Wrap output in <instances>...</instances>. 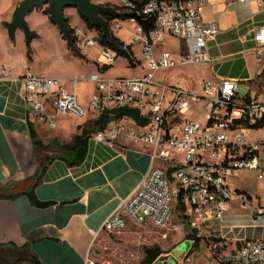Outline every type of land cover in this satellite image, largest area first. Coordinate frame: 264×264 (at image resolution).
Here are the masks:
<instances>
[{
  "label": "built area",
  "instance_id": "built-area-1",
  "mask_svg": "<svg viewBox=\"0 0 264 264\" xmlns=\"http://www.w3.org/2000/svg\"><path fill=\"white\" fill-rule=\"evenodd\" d=\"M206 1L150 0L137 6L130 0H119L121 13L154 20V27L146 32L135 17L126 19L131 26V46L138 47L143 63L135 58L130 46L123 45L122 50L135 64L137 61L143 66L141 76L107 77L97 72L71 79L73 87L68 88L65 80L39 76L29 67L13 77V68L0 64V81H18L23 87L27 119L50 130L59 116L81 121L123 109L136 111L145 120L140 124L132 116L123 115L88 139V147L101 144L113 148L118 139L125 138L151 148L150 166L141 182L102 223L101 230L106 233L122 232L128 221L136 226L162 228L172 216L173 203L178 202L192 230H212L225 219L230 201L237 198L242 207L248 203L245 195L232 191L229 178L248 171L258 180L264 179V91L241 96L237 80L216 76L204 80L196 91L155 80L159 71L168 69L211 68L208 44L215 41L218 30L203 20ZM256 1L264 11V0ZM112 23L114 29L122 28V20L112 21L110 27ZM72 30L77 50L99 49L104 61L100 70L114 64L112 50L99 44L96 31L86 26ZM165 37L180 40L177 55H156ZM254 40L261 48L258 57L264 56V26L255 29ZM82 80L94 86L86 106L80 103L76 90ZM252 224L264 226V208L254 215ZM220 262L264 264V240H246L238 249L221 256ZM84 264L100 263L86 257Z\"/></svg>",
  "mask_w": 264,
  "mask_h": 264
},
{
  "label": "crops",
  "instance_id": "crops-1",
  "mask_svg": "<svg viewBox=\"0 0 264 264\" xmlns=\"http://www.w3.org/2000/svg\"><path fill=\"white\" fill-rule=\"evenodd\" d=\"M63 13L68 24L74 25L72 28L85 27L78 24L76 8H66ZM202 17L218 30L215 41L208 44L211 68L200 67L204 76L199 84H190L183 78L168 83L196 91L204 80L216 76L237 80V92L241 96L258 95L257 82L264 83L260 76L264 56L258 57L261 48L254 40L255 29L264 26V11L259 3L207 0ZM26 21L37 35L55 36L54 27L46 24L36 10ZM38 39L39 36L34 40ZM4 45L8 47L7 41L0 44V64L13 68V77L22 75L24 67L44 76L37 66L33 67L35 58H28V50L23 51L21 63L14 64L5 55ZM22 46L26 48L24 42ZM163 46L164 42L155 50L156 55ZM179 49L172 54L177 55ZM83 56L84 59L77 57L83 61H79L80 65H89L88 54ZM132 64L126 61L127 67L139 74L129 77L141 76L143 66L137 61ZM92 68L89 74L98 72L97 65ZM81 77L88 76L74 78ZM80 82L91 86V97L94 86L86 80ZM77 94L80 103L86 106L90 97L85 99L78 91ZM23 96L20 82L0 81V264H84L97 241L106 234L101 230L104 220L134 192L146 174L151 148L125 138L118 139L113 148L91 144L83 161L71 165L74 154L63 151L62 146L72 144L76 137L92 130L93 121L100 115L74 120L76 123L68 132L52 134L50 129L27 119ZM46 132L52 136L47 137ZM34 141L40 145H34ZM228 184L233 192L245 195L248 203L242 207L237 198L230 201L225 219L205 235L223 240L218 245L234 251L246 240H264V226L252 224L254 215L264 208V179L258 180L255 173L243 171L238 177L229 178Z\"/></svg>",
  "mask_w": 264,
  "mask_h": 264
},
{
  "label": "rangeland",
  "instance_id": "rangeland-1",
  "mask_svg": "<svg viewBox=\"0 0 264 264\" xmlns=\"http://www.w3.org/2000/svg\"><path fill=\"white\" fill-rule=\"evenodd\" d=\"M21 1L22 0H0V44L7 41L8 47L5 48L6 46L4 45V53L9 58H12L14 64L18 62L21 63L19 59L22 56L23 51L26 49H23L22 46L24 42L23 35L21 31H17L16 41L12 43L6 38V30L1 26V23L10 21L13 11ZM92 1L95 4L104 3L102 5L120 7L119 0ZM45 8L46 6H42L41 8H36L34 10H36L37 14L45 18L46 24L54 27L55 36L52 34L41 36L38 33L39 39L33 41V44L30 47L31 51L27 52L28 58L31 59V56L35 58L33 67L36 69L37 66L40 73L43 72L42 74L44 76L63 79L67 86L72 88V78L83 75L89 76L90 71L93 69L92 67L97 65V67L100 68L104 65V61L100 57L99 49L89 48L81 53H87L91 63L87 66L80 65L79 61H81V59L78 61L79 58L77 59V57L68 50L57 28L49 21L48 16L44 14L43 10ZM77 18L79 25H85L79 18V14ZM73 26L74 25L70 26V28L72 29ZM121 27L122 28L119 30L114 29V23H112L110 30L115 37L117 35L120 39H123L124 41L119 40L123 42L124 46H130L132 54L140 63H143L137 47L131 46V26L126 20H123ZM179 45L180 40L178 38L165 37L164 46L161 52L175 53L177 52ZM111 52L112 55L115 56L114 64L102 70L98 69V72L104 73L107 77H129L139 74L133 73L130 68L127 67L126 60L118 56L114 50ZM174 69L176 70L168 69V71L165 72L159 71L160 73L155 75V80L167 84L168 81L173 82L176 79L183 78L190 84H199L204 76L200 67ZM257 84L260 94L264 91V83L261 80L257 82ZM76 90L80 95L87 99L90 97L89 95L92 88L89 84H86V82H80L78 86L76 85ZM74 120L75 119L70 117L59 116L56 119L55 129H51L50 132H52V134H55L57 131L60 133L68 132L71 130L72 124L74 125L76 123ZM199 120L202 124H205L206 122L203 116H200ZM40 127L44 129V127ZM45 135L49 138L52 136L48 135L47 132ZM53 148L49 150L51 151ZM57 149H59L58 146ZM176 206L177 204L173 203L172 216L169 222L162 228H155L149 224L136 226L129 223L127 228L122 232L112 234L106 233L105 236L97 241L90 255L91 258L100 264H141L145 257V250L155 248L161 254L158 261L166 264V260L169 258L172 251L179 248L181 250L180 259L175 260L173 264H221V256L230 252L232 249L229 247L225 249L223 245L222 247L216 244V239L209 237V235H205V233H208L209 231L207 229L195 231V244H193V240L188 238V236L193 235V231L187 223L185 216L182 214L183 212H179ZM185 222L188 224L189 228L186 226Z\"/></svg>",
  "mask_w": 264,
  "mask_h": 264
},
{
  "label": "water",
  "instance_id": "water-1",
  "mask_svg": "<svg viewBox=\"0 0 264 264\" xmlns=\"http://www.w3.org/2000/svg\"><path fill=\"white\" fill-rule=\"evenodd\" d=\"M133 1L141 2L142 0ZM42 6H46L43 12L48 16L49 21L57 28L68 50L81 59H84V56L74 46V39L63 13L64 9L76 8L85 20L103 31V35L109 42H112L109 25L108 22L102 18V15L106 13L112 14L117 20H123L125 17V13L118 12L110 6L95 4L92 0H22L13 11L10 21L1 23V26L6 30L7 36L11 42H15L16 32L21 31L25 47L28 51H31L30 44L32 40L38 38V35L29 28L26 17L34 9L41 8ZM186 226L188 227V224H186ZM180 255L181 250L176 248L166 260V264H173L175 260L180 259ZM154 264L165 263L157 261Z\"/></svg>",
  "mask_w": 264,
  "mask_h": 264
},
{
  "label": "trees",
  "instance_id": "trees-1",
  "mask_svg": "<svg viewBox=\"0 0 264 264\" xmlns=\"http://www.w3.org/2000/svg\"><path fill=\"white\" fill-rule=\"evenodd\" d=\"M130 1L135 3L137 6H140V5L146 3L150 0H142L141 2H135L133 0H130ZM106 6H108V5H106ZM112 8H114L118 12H122V8H120V7L114 6ZM78 14H79V12H78ZM131 17H135L136 20L139 23H141V25L143 26V29L146 32L150 31L154 27L153 18H148V19L144 20L143 17L137 16L134 13H126L123 20H126V19L131 18ZM79 18L85 24L86 28H88L90 30H94L97 32L98 41H99V44L101 46L107 47L111 50H114L117 53V55L124 58L130 66L133 65L132 64L133 60L130 58V54H127L126 52H124L122 50V47L124 45L123 42H121L118 38H116L113 35V33L111 32V30H110V35H111L112 42H109L106 39V37L103 35V31L99 27H97V26L91 24L89 21L85 20L80 14H79ZM102 18L108 22L109 29L111 28L110 23L114 20H117V19H115V17L112 14H108V13L103 14ZM66 22L68 24L67 19H66ZM68 27L70 28L69 24H68ZM70 30H71V34H72L73 30L71 28H70ZM105 68H107V67H103L102 69H105ZM260 76H262L264 78V69H263ZM123 115L132 116L140 124L145 123V120L140 119L138 116V113L136 111H133V110L123 109V110H116V111H110V112L106 111V112L102 113L95 121H93L92 126H91L92 130H90L89 132H85L84 133L85 135L83 134V136L76 137L73 140L72 144L62 146L63 151L71 152L74 154V158L71 162V165H77V164L81 163L83 161V159L85 158L86 151H87V143H88L89 137L91 136L90 135L91 133H95L97 131L104 129L106 124L110 120L119 118ZM30 133H31V137L33 139L34 138L33 132H30ZM34 145H40V144L38 142L34 141ZM176 207L179 210V212H181V213L183 212L184 208H183L182 204H180L178 202ZM192 231H193V235L188 236V238L193 240V244H195L196 232L194 230H192ZM222 242H223V240H220V239L215 240L216 244L222 243ZM239 246H238V248H239ZM160 256H161V254L159 253V251L157 249H155V248L154 249H146L145 250V257H144V260L141 264H154L158 261Z\"/></svg>",
  "mask_w": 264,
  "mask_h": 264
}]
</instances>
